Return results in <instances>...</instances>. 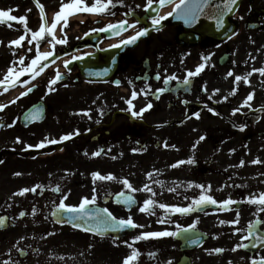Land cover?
Instances as JSON below:
<instances>
[{"label": "flooded vegetation", "instance_id": "obj_1", "mask_svg": "<svg viewBox=\"0 0 264 264\" xmlns=\"http://www.w3.org/2000/svg\"><path fill=\"white\" fill-rule=\"evenodd\" d=\"M66 1L39 0L47 23L54 22L55 13ZM9 9L16 17H27L30 32L39 29L41 13L35 0H0V10ZM122 9L118 21L100 19L95 23L115 24L127 20L133 24L137 20L134 15L143 16L136 2L134 9H128V14L125 3ZM167 23L171 22L165 19L160 25L153 26L151 20H140L134 28L127 27L126 33L116 40L98 35V30L105 28V24L96 28L91 26L82 33L78 30L83 25L73 26L71 45L67 41L55 45L54 49L51 47L54 55L50 58L58 61H42L46 67L35 79L30 73L21 76L20 81H28L26 84L17 83L11 87L12 80H8L0 85V105H7L0 110V123L14 124L0 128V160L3 161L0 163V217L7 218L6 228L0 229V264H123L133 248L140 252L133 264H167L169 260L173 264H251L253 259L264 258V246L251 247L255 235H264V212L259 211L261 206L247 202L249 197L264 193V111H259L264 107V75L253 72V69L264 68V0L242 2L232 18L234 33L230 41L204 38L197 45L190 44L192 38L183 36L181 26ZM12 25L0 24V80L14 61L17 60L15 67L20 71L29 66L36 55L34 48L31 52L19 49L16 56L8 51L13 48V45L9 46L11 40L29 34H25L24 25L15 21ZM149 25L156 30L147 38L126 47L121 44ZM159 27L162 28L158 30ZM45 38L46 34L36 41L41 53ZM117 44L120 47H111ZM209 55L207 66L199 76L191 78L190 85L179 82L188 71H195L204 62L202 57ZM84 56H90L84 65L94 60L99 68H107L106 74L90 75L92 80L83 78L77 62H82ZM226 56L231 65L221 66L227 62V59L222 60ZM20 57L25 58L23 65L19 64ZM62 58L70 61L67 68ZM57 71L63 79L52 86L55 91L49 92V81ZM229 71L233 76H227ZM248 73L252 74L247 82L235 83L236 75ZM157 74L161 77L159 80L155 79ZM172 75L178 80L165 85L164 78ZM103 77L105 80L93 81ZM33 85L32 92L10 103ZM149 85L152 91L145 97L141 90ZM205 85L207 91L203 90ZM5 87L8 91H4ZM158 88L168 90L157 100L153 93ZM216 89L219 91L214 92ZM233 89L235 95H230ZM133 91L138 93L133 100V110L139 111L149 101L153 105L142 119L132 117L127 111L126 101L131 99ZM250 93L254 94L249 102L251 109L241 108ZM33 106L42 108L43 120L22 126L20 117ZM208 108L214 112H209ZM237 108L241 110L233 114ZM85 112L90 118L84 115ZM194 113L200 114L199 119ZM239 125L244 129L240 130ZM76 130L79 135L67 141L49 143L43 149L27 147L40 143L45 137L59 140ZM201 136L205 139L199 141ZM17 137L20 143L15 142ZM12 142L17 149L10 147ZM100 149L104 150L102 154L93 157L92 153ZM189 159H194L195 163L171 167ZM257 159L259 163H252ZM241 161L243 166H240ZM94 172L111 173L118 179L94 184ZM149 172L153 173L151 179L146 176ZM123 178L136 189L148 184L157 194L152 197L145 191L131 192L119 182ZM156 180L163 181L164 186L154 183ZM38 184L41 189L36 193L13 195ZM57 185L60 193L51 190ZM197 185H203V191L217 201L231 198L238 203L231 205L230 210L207 205L205 211L187 215L166 216L159 207L154 208V215L139 211L148 198L158 203L187 206L202 192ZM93 188L96 205H90V208H107L118 218L131 216L136 224L144 227L109 232L101 237L58 222L63 217L60 214L52 215L62 194L68 196L66 204L78 205L83 197L93 196ZM169 188L176 191L170 192ZM121 191L135 198L136 203L130 211L116 201ZM33 208L35 215H32ZM237 211L238 224H220L221 220L236 219ZM21 212L25 213L23 217ZM162 218L165 222L159 223ZM197 220L192 232L182 233L179 237L134 241L141 233L176 231L177 224L188 227ZM257 220L261 223L253 230L255 235L242 241L241 237L248 234L249 223ZM236 229L240 231L236 232ZM186 236L197 238L199 243H189ZM240 243L250 246L233 251ZM215 248L224 251L210 254ZM149 253H155V256L150 257Z\"/></svg>", "mask_w": 264, "mask_h": 264}, {"label": "snow or ice", "instance_id": "obj_2", "mask_svg": "<svg viewBox=\"0 0 264 264\" xmlns=\"http://www.w3.org/2000/svg\"><path fill=\"white\" fill-rule=\"evenodd\" d=\"M35 2L37 4V7L40 9L41 24L37 31L31 32L32 38L31 40L28 41V43L31 44L32 41L38 42L39 40L44 38L45 34H47L51 37L48 43L52 46L53 49L55 48L56 44H64L67 42L66 38L57 39L54 34L57 24L60 21H63V25L61 27V31H63V28H66L68 26V16L74 14V12L76 11L83 10V11H87L90 13L100 14V13H103L105 9H107L109 6H113V7L115 6V4L113 3V0H106V3L102 2V0H96V5L92 7H87L83 5V0H72L71 3L62 4L60 10L55 13L54 22L51 24V26H47V21L44 15L43 5L39 4V0H35ZM120 2L122 3V0H120ZM238 2L239 0H222V3H214V0H179V3H175V7L173 8L172 12H168L164 16H159V15L153 16L150 19H151V23L153 26H158L161 24V21L175 14V17L177 19L183 20L185 24L192 25V24L197 23L202 15H205L207 16L208 19L215 21V25L217 28H222L224 26L225 16L229 15L230 13L234 11V9L238 6ZM158 3L160 6H164L167 4L174 3V0H158ZM152 5H153V0H147L145 10L147 11L151 9ZM137 7H139V5H137ZM206 9L208 10L207 12L205 11ZM11 11H12L11 9L0 10V24L7 23L9 27H12L13 26L12 22L15 21L17 23L24 25L25 34L30 32L31 30L27 27V17L25 16L16 17L11 14ZM28 11H30V9ZM138 23H140L139 19H137L136 22L133 24H128V21L124 20V21L118 22L115 25L108 24L105 28H101L98 31H115L119 33L122 30H126L125 26L129 28H134L136 24ZM146 35H148V29L147 28L141 29L137 31L135 35L121 41V44H124V45L133 44L140 37L146 36ZM25 38H26V35H21L19 38L11 40L9 42V46H12V45L20 46L21 42L24 41ZM111 47H120V45L119 44L112 45ZM31 50H32L31 48L28 49V51H31ZM53 55H54V52L41 53L39 51V44L37 43V52H36L35 57L31 59L30 65L23 68L20 71H17L15 67L16 62L14 61L13 65L7 69V73L4 76L3 80H0V85H3L4 81H8V80H12V83L10 85L11 87H15L17 83H21V84L28 83V81H20V77L25 75L26 73H30L31 78L35 79L38 75L41 74V72L46 67V64H42V61H47L49 57ZM24 59H25L24 57L19 58L20 65L24 64ZM73 59H80V57H73ZM202 60L204 62L199 64L196 67L195 71H188L186 77L182 81H179V82L186 86L190 85L192 82L191 78L195 76H199L200 73L205 69V67L207 66V61L210 60V55L202 57ZM69 63L70 61L65 62L66 68ZM257 71L261 75H264V68L253 69V72H257ZM105 74H106V70H105ZM251 74L252 73H248L244 76L236 75L234 78L235 83L238 84L241 80L247 82L248 77ZM96 75H101V73H97ZM227 76H233V72L229 71L227 73ZM160 78L161 77L159 74H157L155 77V79L157 80H159ZM61 79H63V75L59 71H57L55 77L49 81L48 91L49 92L55 91V89L52 86L55 85ZM172 80H178V77H176L175 75L166 76L164 78V84L167 85ZM33 87L34 85L32 87H28L26 91L21 92L20 96L10 101V103H15L16 100L32 92ZM167 90L168 89L166 88L156 89L155 92L153 93L154 98L158 100L160 98V95H162ZM186 90H190V89H186ZM203 90L207 91L206 85L204 86ZM4 91H8V88L5 87ZM151 91L152 90H151L150 85L147 86L145 89L141 90L142 94H144L145 97ZM218 91H219L218 89L214 90V92H218ZM230 95H235V89H233ZM137 96H138V93L136 91H133L131 99H128L126 101V103L128 104L127 111L131 113L132 117L142 119L144 113L149 111L153 107V105L149 101L145 105V107L140 109L139 111L133 110L134 109L133 100L136 99ZM253 98H254V94L250 93L244 100L243 104L241 105V108L247 106L251 109V104L249 102L252 101ZM224 99H227V97H225ZM183 102L187 103V101H183ZM5 107H7V105H0V110H3V108ZM240 110H241L240 108L234 109L233 114H235L236 112H239ZM208 111L214 112L212 108H208ZM259 111H264V107L259 109ZM41 112H42V108L33 106V108L28 113H26L24 118L27 121L38 120L40 118ZM100 114L103 115L104 113L101 111ZM84 115H89V118H90V114L88 112H85ZM194 115L196 116L197 119H199V116H200L199 113H194ZM96 122L99 123L100 121L97 120ZM13 126L14 124L5 125L3 123H0V128L13 127ZM237 127H239L240 130L244 129L243 125H239ZM74 135H79V130H76L74 133L65 134L61 136L59 140L57 139L49 140L47 137H45V139L42 140L40 143L36 145H28L27 147L28 148L35 147V148L43 149L46 147V144H49V143L57 144L63 141H67L71 139ZM204 139L205 137L201 136L199 138V141H202ZM199 141H197V144L199 143ZM15 142L20 143L21 142L20 138L17 137ZM165 147H168V145L165 144ZM171 147L175 148V145H172ZM103 151H104L103 149L95 151L92 153V156L99 157ZM133 151H136V150L134 149ZM85 155H87V153H85ZM112 158L115 159L116 157H112ZM259 162L260 161L258 159L252 161V163L254 164L259 163ZM0 163H3V161L0 160ZM184 163H188L191 165L195 163V160L189 159L187 161H179L177 162V164H174L171 167H177L178 165L184 164ZM240 166H243V161H241ZM14 175H21V173H15ZM146 176L148 179H151L153 176V173L149 172L146 174ZM92 177H93L94 184L96 181H116L118 179L114 174L109 173L107 175H102L99 172L92 173ZM119 182L122 183L125 186V188L127 190H130L131 192L145 191V192L151 193L152 197H154L157 194L152 190V188L148 184H145L143 188L141 189H136L133 187V185L127 178H123ZM154 183L160 185L161 187L164 186V182L161 180H156L154 181ZM197 187L202 189L201 194L198 196V198L192 199L191 203L187 206L181 207V206L168 205L164 203H158L154 199L148 198V199H145V201L143 202V205L139 207V211L142 213H148L149 215H154L155 214L154 208L159 207L160 209L165 211L166 216L171 215V214L187 215V214H191L197 211H205V207L207 205H216L222 210H230L231 205L238 203V201H234L231 198L225 199L223 201H217L213 196H211L210 194H206L205 191H203L204 190L203 185H197ZM38 189H41V185L39 184L33 186L31 189L23 188L19 192L14 193L13 195L23 196L30 191L32 193H36ZM51 190L56 193L61 192L59 185H57L55 188ZM168 191L175 192L176 189L169 188ZM208 191H210V186H209ZM67 199H68V196L62 194L59 204L56 206V208L52 212V215L54 217L57 216L58 214H68L67 221L60 220L58 221L60 223L68 222L74 228L82 229L84 231H88L93 234L100 235L101 237H103L106 233H109V232H118V231H123L124 229H128V228L144 227V225L136 224L131 216H128L127 218H118L107 208H100L98 206L94 208H90L89 207L90 205H96L95 188H93V196L91 198L83 197L81 199V202L78 205L66 204L65 201ZM116 201L126 206L129 211L131 210V206L136 203L134 196L128 195L124 191H121L120 193L117 194ZM247 202L249 204L261 206L259 207V211L264 212V193L259 194L258 197H249ZM35 214H36V209L33 208L32 215H35ZM24 215H25L24 212L20 213L21 217H23ZM6 220H7L6 217H0V228L4 227ZM158 222L164 223L165 218L160 219ZM197 223H198V220L194 221L188 227H182L179 224H177L176 231L164 230V231H152V232L141 233L140 235L134 238V241L148 240L151 238H162V237H179L182 233L192 232L196 228ZM225 223H229L233 225L238 224L239 223V212L237 211L236 219H234L233 221H223V220L220 221V224H225ZM259 223H261V221L259 220L255 222H250L248 225V234L245 236H242L241 240L242 241L248 240L252 236H254L255 233L253 230L256 228V226ZM235 231L239 232L240 229H236ZM185 238L189 241V243H192V244L199 243V240L197 238H193L192 236H186ZM249 246H250L249 244L240 243V244H237L232 250L236 251L238 248H248ZM258 246H264V235H255V241L251 243V247L255 248ZM129 247H131V245H129ZM223 251L224 249L222 248H215L213 250H210V254L211 252H215L219 254V253H222ZM148 255L150 257H154L155 253H149ZM139 256H140L139 250L133 248L131 254L124 258L123 264H133L134 261L138 260ZM5 264H7V262H5ZM167 264H173V262L169 260ZM229 264H231V262H229ZM251 264H264V258H261L259 261H257L256 259H253Z\"/></svg>", "mask_w": 264, "mask_h": 264}, {"label": "rangeland", "instance_id": "obj_3", "mask_svg": "<svg viewBox=\"0 0 264 264\" xmlns=\"http://www.w3.org/2000/svg\"><path fill=\"white\" fill-rule=\"evenodd\" d=\"M69 1L71 3L72 0H68L66 2H69ZM102 2L106 3V0H102ZM134 2H136V4L139 5V8H141V10H143L144 7L146 6L147 0H122V3L120 2V0H113V3L115 4V6L114 7L109 6L107 9H105V11L103 13H100V14L90 13V12L83 11V10L77 11V13L75 15L76 16L75 22H73V23L68 22V26L65 29H66V31H72V30H74L73 26H75V24L77 23L80 26L83 25V27L81 26L82 28H79V30H78L80 33H82L85 31V29L90 28L91 26H93L94 28L100 26L102 23H99V24L95 23V21H98L100 19H102V20L107 19L106 22L112 21V20H117L118 16L120 14H122V12H123V9H122L123 3L126 4V8H127L126 11H128V9H134ZM83 5H85L87 7H92V6L96 5V0H83ZM105 13H109V15H107L108 17L106 16ZM83 19H84V21H83L84 23L81 22ZM95 19H97V20H95ZM76 21H79V22H76ZM61 24H63V23H61ZM103 24H107V23H103ZM75 34L79 35V33L76 32V30H75ZM71 35L66 36V34H64V32L61 31L60 37L64 36L66 38V41H68L67 44L71 45V43L74 41L73 38H71ZM31 38H32L31 32H29V34L26 36L25 40L21 42L20 46L13 45V48H10L8 51H12L13 53H15L14 56H16L17 53H19L18 50L22 49V48H23L24 52H31L32 50L28 51L29 48H31V49L35 48L34 52H37V46H36L37 42L32 41L31 44L28 43V41L31 40ZM24 44L27 45L28 47L24 48L23 47ZM244 44L246 45V43H244ZM193 51L198 52V50H193ZM15 62H17V60ZM52 76H54V75H52ZM0 143H2V139H0ZM15 145H16L15 142H12L10 147L17 149L18 146H15Z\"/></svg>", "mask_w": 264, "mask_h": 264}, {"label": "water", "instance_id": "obj_4", "mask_svg": "<svg viewBox=\"0 0 264 264\" xmlns=\"http://www.w3.org/2000/svg\"><path fill=\"white\" fill-rule=\"evenodd\" d=\"M174 1H176V0H174ZM240 1L241 0H239L238 4L240 3ZM214 3H222V0H214ZM164 6H166V5H164ZM161 7H163V6H160L158 4L156 6V8H151V9L147 10V13L149 15H151V16H155L156 12ZM205 11L207 12L208 10L206 9ZM150 12H152V13H150ZM231 14L232 13H230L227 16H225V18H224V26L222 28H217L216 25H215V21L208 19L207 16H205V15H202L200 17L199 21L197 23H195V24L188 25V24L182 23V25H183L184 29L187 32H189V31L195 32V33H197V34H199L201 36L210 37V38L215 39V40L225 39L229 35V32H230L229 25L226 22H227V18ZM173 18L177 20V18L175 17V14H174ZM179 21H183V20L179 19ZM173 24H178V23H173ZM108 32H110V31H105L103 33L105 35H107V36H117V34H115V35L113 34L114 31H112L110 33H108ZM80 70H81V74H83V72L85 71L84 68H81ZM25 115L21 118V122L24 121Z\"/></svg>", "mask_w": 264, "mask_h": 264}, {"label": "bare ground", "instance_id": "obj_5", "mask_svg": "<svg viewBox=\"0 0 264 264\" xmlns=\"http://www.w3.org/2000/svg\"><path fill=\"white\" fill-rule=\"evenodd\" d=\"M170 9V8H169ZM162 13H163V11H162Z\"/></svg>", "mask_w": 264, "mask_h": 264}]
</instances>
